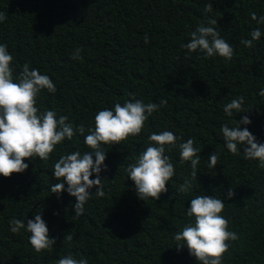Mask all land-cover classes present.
<instances>
[{
  "label": "trees",
  "instance_id": "1",
  "mask_svg": "<svg viewBox=\"0 0 264 264\" xmlns=\"http://www.w3.org/2000/svg\"><path fill=\"white\" fill-rule=\"evenodd\" d=\"M209 3L213 10L205 12ZM0 12L7 17L0 22V44L13 56L14 81L28 63L56 85L55 93L45 89L37 97L41 112L65 115L74 128L83 124L87 135L96 113L132 100L129 93L144 103L166 101L139 135L101 145L105 195L96 196L94 186L79 218L74 217L75 197L51 193V186L62 182L53 175L60 156L91 151L78 132L59 143L48 160L26 158L29 167L23 173L0 175V264H56L69 254L88 264H198L186 246L177 250L174 236L189 222L190 200L203 194L224 202L220 215L238 236L228 241L222 264H264V168L244 158L243 146L230 153L221 134L222 124L235 127L247 115L251 123L241 128L264 143V96L259 95L264 25L250 16L264 15V0H0ZM206 18L218 21L214 27L233 47L232 60L181 48ZM257 27L260 39L245 47L241 39H251ZM77 48L82 60L71 59ZM241 96L247 111L227 116L224 106ZM165 130L182 138L177 144L194 140L200 150L197 180L190 162H180L178 147L166 151L175 168L168 191L143 201L126 168L146 149L152 132ZM214 151L220 154L218 163L209 168ZM185 178L193 188L178 193ZM38 210L55 238L52 250L40 253L30 244V233L13 234L9 228L13 217L26 223ZM69 233L71 242L65 239Z\"/></svg>",
  "mask_w": 264,
  "mask_h": 264
},
{
  "label": "clouds",
  "instance_id": "2",
  "mask_svg": "<svg viewBox=\"0 0 264 264\" xmlns=\"http://www.w3.org/2000/svg\"><path fill=\"white\" fill-rule=\"evenodd\" d=\"M211 3L205 5V12H212ZM251 19L258 25H264V15L257 17L255 12H250ZM3 12H0V22L6 20ZM218 21L206 18L190 32V41L181 44V48L189 53L197 50L203 52L206 57L220 56L226 61L234 56L233 47L220 36L214 27ZM251 39H241L245 47H253V41L261 37L259 27L250 33ZM149 37L144 36V43L148 44ZM81 49L74 50L71 59L82 60ZM13 56L8 52L6 44H0V175L10 177L13 173H23L29 165L26 158L38 157L41 161L49 159L55 147L66 138L71 140L78 132L84 136V143L91 151H74L61 155L54 164V178L62 182L51 186V193L58 196L67 193L76 198L74 204L75 218H79L84 212V206L91 196V189L95 186V194L103 197L102 178L100 173L107 166L104 164L106 151L103 144H120L129 136H137L141 133L145 121L149 116L166 104L161 99L160 103H144L135 99L133 93L129 96L132 100H125L123 104L117 102L113 109H104L96 113L94 128L87 129L80 124L74 128L68 123L65 115L57 118L53 110L40 111L37 105V97L42 90L49 93L56 92V85L47 74H41L28 63L22 66L19 75L13 77L11 62ZM259 95L264 96V90ZM244 97L233 99L227 103L223 111L231 117L235 113L244 112L242 105ZM236 126L230 127L227 123L221 125V134L227 150L233 155L238 154V145L243 146V155L248 160H258L259 167L264 168V143H259L256 137L247 127L241 128V124L251 123L245 115L240 121H235ZM182 138L173 132L165 130L160 133L152 132L147 140L148 146L136 158L135 163H130L126 172L128 179L134 182L136 195L140 200L149 198L158 200L161 193L168 191L166 184L175 174L174 165L166 151L179 149L180 162H190L191 176L197 180V166L200 164L199 149L194 147V140L189 138L186 142L177 144ZM219 152L210 154L208 167L215 168ZM95 158V159H94ZM95 173V179H91ZM65 184L67 187L65 188ZM193 188L192 180L187 178L176 191L181 194L189 193ZM234 192L229 189L227 197L231 198ZM224 209V202L209 195H198L190 200V206L186 210L189 222L178 231L174 240L177 242V250L186 246L189 254L198 261V264H222L224 253L229 249L228 241L238 239L237 233L228 230L229 222L220 213ZM9 228L13 234H19L21 229L30 233L29 241L33 249L40 253L51 251L55 244V238L49 237V229L38 210L34 219L24 221L13 217L9 221ZM72 241L71 233L65 236ZM56 264H88L87 259H75L71 254L60 258Z\"/></svg>",
  "mask_w": 264,
  "mask_h": 264
}]
</instances>
